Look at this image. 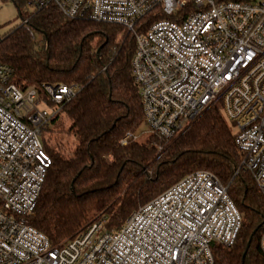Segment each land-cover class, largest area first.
I'll return each mask as SVG.
<instances>
[{"label": "built area", "instance_id": "built-area-1", "mask_svg": "<svg viewBox=\"0 0 264 264\" xmlns=\"http://www.w3.org/2000/svg\"><path fill=\"white\" fill-rule=\"evenodd\" d=\"M36 9L114 23L136 40L132 74L145 124L168 142L212 104L264 195V0H26ZM157 17L142 23L147 15ZM29 27V18L22 20ZM31 31V30H30ZM0 63V264H215L214 245L233 246L243 216L212 171L187 174L141 205L118 229L97 219L59 243L30 223L51 157L42 132L79 84L23 89ZM138 138L127 133L121 144ZM159 149L162 146L159 145ZM105 218V217H103ZM260 246L264 253V231Z\"/></svg>", "mask_w": 264, "mask_h": 264}, {"label": "trees", "instance_id": "trees-1", "mask_svg": "<svg viewBox=\"0 0 264 264\" xmlns=\"http://www.w3.org/2000/svg\"><path fill=\"white\" fill-rule=\"evenodd\" d=\"M13 1L30 28L21 24L0 36V63L13 67L12 80L38 89L49 106L45 84L81 85L42 132L51 166L30 223L52 244L85 230L99 212L108 218V229H118L139 206L187 174L207 169L228 186L243 216L236 243L213 246L215 264H264V195L244 169L221 105L207 106L168 142L150 131L142 141L145 118L132 74L134 34L118 24L67 17L53 5L24 14L26 0ZM159 17L147 15L142 23ZM63 114L75 143L69 153L49 146L43 136ZM127 133L138 138L122 145Z\"/></svg>", "mask_w": 264, "mask_h": 264}, {"label": "rangeland", "instance_id": "rangeland-1", "mask_svg": "<svg viewBox=\"0 0 264 264\" xmlns=\"http://www.w3.org/2000/svg\"><path fill=\"white\" fill-rule=\"evenodd\" d=\"M24 14H29L35 10L34 6L24 5L22 7ZM22 24V16L19 13V9L13 0H0V36L9 32L11 29L16 28ZM40 38V35H37ZM224 114V111L222 110ZM225 116V114H224ZM226 118V117H225ZM69 121L67 117L63 114L59 118L56 124H52L50 130L44 131V139L49 146L53 148L62 150L65 153H69L74 148V137L67 133L69 126ZM229 123V122H228ZM232 130L236 129L231 123H229ZM149 129L144 125L141 130L140 140L147 141L149 137ZM106 215V214H105ZM98 219H104L105 224L108 221V218H103L102 213L98 214Z\"/></svg>", "mask_w": 264, "mask_h": 264}, {"label": "water", "instance_id": "water-1", "mask_svg": "<svg viewBox=\"0 0 264 264\" xmlns=\"http://www.w3.org/2000/svg\"><path fill=\"white\" fill-rule=\"evenodd\" d=\"M248 246L250 245V241H248V244H247ZM246 253V252H245ZM244 257H245V254H244Z\"/></svg>", "mask_w": 264, "mask_h": 264}]
</instances>
